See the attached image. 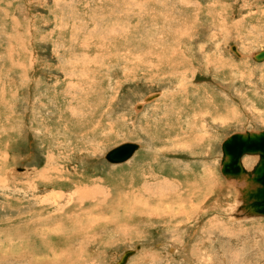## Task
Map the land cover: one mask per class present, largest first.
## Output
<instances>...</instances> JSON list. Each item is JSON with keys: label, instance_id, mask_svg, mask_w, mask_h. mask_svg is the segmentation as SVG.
Here are the masks:
<instances>
[{"label": "rangeland", "instance_id": "obj_1", "mask_svg": "<svg viewBox=\"0 0 264 264\" xmlns=\"http://www.w3.org/2000/svg\"><path fill=\"white\" fill-rule=\"evenodd\" d=\"M164 1L0 0V264H115L128 250L127 264H264V219L231 216L237 192L219 172L225 138L264 130V62L251 59L264 50V0ZM160 7L172 11L154 22ZM178 16L188 38L175 45ZM125 143L140 147L108 163ZM200 180L205 220L150 222L158 201L201 202L189 192ZM97 187L159 213L64 240L53 228L65 199Z\"/></svg>", "mask_w": 264, "mask_h": 264}, {"label": "bare ground", "instance_id": "obj_2", "mask_svg": "<svg viewBox=\"0 0 264 264\" xmlns=\"http://www.w3.org/2000/svg\"><path fill=\"white\" fill-rule=\"evenodd\" d=\"M129 1V0H128ZM166 1V0H165ZM164 1V2H165ZM102 2H105V1H102ZM107 2V1H106ZM133 2V1H132ZM131 2V3H132ZM99 3V2H98ZM117 3V2H116ZM179 3H183L184 5L185 4H187L188 2L186 1V0H180L179 1ZM178 3V4H179ZM111 4V3H110ZM124 4V3H123ZM125 4H126V2H125ZM165 4V3H164ZM163 4V5H164ZM113 5V4H112ZM129 5V4H128ZM141 5V4H140ZM168 5V4H167ZM121 6H122V4H121ZM150 6V5H149ZM157 6V5H156ZM165 6H166V4H165ZM190 4L188 5V6H186L187 7V9H190ZM119 7V6H118ZM130 7V6H129ZM163 7V6H162ZM117 8V7H116ZM120 8V7H119ZM127 8V7H126ZM150 8H152V7H150ZM156 8V7H155ZM102 9V8H101ZM118 9V8H117ZM121 9V8H120ZM145 9V8H144ZM161 9V7L159 8V10H158V8H157V10H155V9H153V11H151L152 13H153V18H152V21H154L155 22V19L157 18L156 16H158V15H161V14H164L165 15V18H167V16H168V13H170L169 12V10L170 11H172L171 9H169L168 8V10H167V8L166 9H163V10H165V11H163V10H160ZM122 10V9H121ZM124 10V9H123ZM127 11V10H126ZM133 11V10H132ZM139 11V10H138ZM149 11V12H150ZM188 12V10H179L178 12H179V14H181V15H183L185 12ZM121 12V11H120ZM128 12V11H127ZM130 12H131V10H130ZM139 12H142L141 10L139 11ZM104 13V12H103ZM117 13V12H116ZM124 13V12H123ZM122 13V14H123ZM183 13V14H182ZM191 13V18H189V20H192L193 18V13H195V12H193V11H191V12H189V14ZM132 14V13H131ZM130 14V15H131ZM142 14V13H141ZM140 15V14H139ZM143 15V14H142ZM156 15V16H155ZM112 17L113 15L112 14H110L108 17ZM117 16V15H116ZM134 16V15H133ZM162 16V15H161ZM122 17V16H121ZM132 17V16H131ZM125 18V17H124ZM140 18V17H139ZM174 18V17H173ZM141 19V18H140ZM149 20V19H148ZM178 20H179V24L181 25V27H179V40H176V38H174L173 40H172V43L173 44H181L182 43V41H185L188 37V33L186 32V28H189L187 25H186V22L187 21H184V19H181V17L180 16H178ZM118 21V20H117ZM122 21V20H121ZM128 21H130V20H128ZM138 21V20H137ZM147 21V20H146ZM145 21V22H146ZM149 22V21H148ZM191 22V26H193V21H190ZM147 23V22H146ZM144 24V23H143ZM151 25V24H150ZM147 26V25H146ZM137 27V26H136ZM150 27V26H149ZM163 28V27H162ZM161 28V29H162ZM166 28V27H165ZM171 28V27H170ZM185 29V30H184ZM140 30V29H139ZM138 30V31H139ZM134 31V30H133ZM147 32L149 31V29L148 30H146ZM135 32V31H134ZM136 33V32H135ZM139 33V32H138ZM159 33V32H158ZM141 35H142V33H141ZM145 36V35H144ZM146 36H147V34H146ZM141 37V36H140ZM163 36H161L160 38H162ZM147 38V37H146ZM149 38V37H148ZM144 41H145V39H143ZM192 40V39H191ZM150 41V40H149ZM166 41V40H165ZM189 42H190V40H188ZM151 42V41H150ZM150 42H148L149 44H150ZM240 42V41H239ZM147 43V42H146ZM154 45V44H153ZM175 45H173V47L175 46ZM148 47V46H147ZM235 47V46H234ZM97 48V47H96ZM155 48V47H154ZM153 48V49H154ZM236 48V47H235ZM100 49V48H99ZM157 50V49H156ZM260 52V51H259ZM113 52H110V51H108V52H105L104 54H102L103 55V57L104 58H107V60H110L111 58H110V55H113L112 54ZM163 51H162V53H161V58H163ZM233 53V52H232ZM256 53H258V52H255V53H253L252 55H251V59L253 60V56L256 54ZM107 54V55H106ZM181 54H183V53H181ZM181 54H179V52H174L172 55H173V57H171V58H178V59H180V60H183V55H181ZM234 54V56H236L237 58H240V57H242V54L241 53H239L238 52V50H237V48H236V54L235 53H233ZM171 55V56H172ZM109 56V57H108ZM118 58V57H117ZM170 58V57H169ZM185 59V58H184ZM101 60V59H100ZM113 60V59H112ZM121 61V60H120ZM254 61V60H253ZM101 62V61H100ZM255 63H262V62H264V60L262 61V62H256V61H254ZM96 68V67H95ZM97 69L99 70V67H97ZM99 72H100V70H99ZM87 77V76H86ZM84 82H87L86 81V79H84V81H83V78H80V80H79V86H80V88H82V86L84 87V91H85V89H87L86 88V86H85V84H84ZM81 91H83V90H81ZM79 93H81V92H79ZM84 93V92H83ZM83 93H81L82 95H83V97H89V94L86 96V95H84ZM156 97H158V94H155V95H153V96H151V97H149V98H147L146 100H145V102L146 103H148V102H151V101H153L154 99H156ZM75 99V97H73L72 98V102H73V100ZM76 100H77V98H76ZM78 101V100H77ZM143 108V107H142ZM69 129H71V128H69ZM245 132H253V133H258V132H260V131H244V132H241V133H245ZM230 136V135H229ZM228 136V137H229ZM226 139V138H225ZM224 139V140H225ZM222 144V143H221ZM139 147H140V145L139 144H137ZM181 145V144H180ZM187 146V145H186ZM139 149V148H138ZM220 150H221V146H220ZM246 156H249V157H257V160H258V156H252V155H245V156H243L242 158H241V165L243 166V168L246 170V171H250L249 169H247L246 167H245V165L243 164V158L244 157H246ZM221 158H222V151H221ZM221 158H220V162H221ZM220 162H219V172H220V174H221V166H220ZM257 162V161H256ZM221 176L230 184V185H232L234 188H235V190H236V192H237V194H236V201H237V207L235 208V210H234V208H233V210H234V212L231 214V216L234 218V219H237V220H243V219H255V218H263L264 219V217H246L245 215H243L240 211H238V208L240 207V205H241V201H240V192H239V190L244 186V183L243 182H238V181H235V180H228V179H226L222 174H221ZM203 177V176H202ZM1 179V178H0ZM201 179V178H200ZM92 180V179H91ZM66 181H68V180H66ZM65 181V182H66ZM93 181V180H92ZM209 182H211V180L209 181ZM213 183V182H212ZM186 185H185V189H187L189 186H188V184L187 183H185ZM204 186H203V185ZM208 184V182H203V180H200L199 182L197 181V182H195L190 188H189V192H195L196 193V195L197 196H199V198H201L202 199V201L200 202V201H198V202H196V204H194V202L193 201H190V205H188V207L185 209L184 207H183V200L182 201H180L179 200V205H178V207H177V209L175 208V209H172L173 207H172V205L174 204V207H175V203L172 201V199H169V200H164L163 202H159L158 200V202H157V207H159V210H162L161 212H160V214H161V216H158V217H156V218H159V217H161L159 220H155V219H153V218H151L153 215H156V214H158V213H154V212H149V211H147V210H143V207L142 206H139V205H136V206H133L132 205V200H131V197H130V199H126V201L125 200H122V199H119V202L118 203H112V202H110V200H108L107 199V197L108 196H110L111 195V193L108 191L107 192V190L105 191V192H107V193H105V195H102L101 193V191H99L100 189L97 187L95 190H93V191H81V192H76V193H74V195H70V196H68V198L67 199H65L66 200V202H64L63 203V215H62V217H63V219H62V221H63V223H61V221H60V223H58V224H56L55 225V228H53L54 230H55V232H58V234L60 233L61 234V237H62V233H63V239L65 240V239H68V240H74V239H77L79 236H82V237H86L88 234H90L92 231H96V229H98V228H105V227H108V226H111V224H113V226H118V223H119V220L118 219H120V220H122V221H124L125 219H127V221H131V220H133L134 219V217L135 216H137V217H141V220H145V218H144V216L145 215H147V217L149 216V218H151V220H150V222H153V221H156V222H159V221H164L165 219H168L169 221H171V224L169 223L168 224V226H172V229H174V228H178V227H180L181 226V221L180 220H178V219H182L183 221L184 220H187V219H190L192 216H193V214L195 213V212H197V211H199L200 212V219H201V221H203V220H205L206 218H207V210L206 209H204L203 207H202V205H203V200H205L206 201V198H207V193L206 194H204V191H203V189L205 188V186ZM69 185H67L66 187H68ZM209 187V186H208ZM213 188V187H212ZM109 190V189H108ZM141 190L144 192V193H146L147 195H149V194H151L152 192L149 190V191H147V189L145 188V186L143 185V186H141ZM164 192V191H163ZM169 192V191H168ZM173 192V191H172ZM188 192V193H189ZM212 192V191H211ZM110 193V194H109ZM165 193H166V191H165ZM71 194H73V193H71ZM159 194V193H158ZM161 195V194H160ZM168 195V194H167ZM150 196V195H149ZM185 196H187V195H185ZM214 196V195H213ZM155 197V196H154ZM192 197V196H191ZM165 198H167V197H165ZM214 198V197H213ZM218 198V197H217ZM105 199V200H104ZM124 199V198H123ZM215 199V198H214ZM63 200V199H62ZM104 200V201H103ZM129 200V201H128ZM64 201V200H63ZM128 201V202H127ZM219 201V200H218ZM95 202H97L96 204H95ZM145 202H148V201H145ZM215 204V203H214ZM85 206H89V207H91L90 209H92L93 208V210H89V211H87L86 210V208H85ZM235 206V205H234ZM59 207H61V206H59ZM120 208L121 209H123L124 211H125V213H123V214H118V212H119V210H120ZM152 208V207H151ZM208 208V207H207ZM152 209H154V208H152ZM151 209V210H152ZM86 210V211H85ZM150 210V211H151ZM154 211V210H153ZM108 214H110V215H108ZM66 216V217H65ZM146 217V218H147ZM59 218V217H58ZM197 218V217H196ZM195 218V219H196ZM53 220V219H52ZM57 221V220H56ZM179 221V222H178ZM188 221V220H187ZM193 221V220H192ZM48 222V221H47ZM175 222H177V223H179V224H176ZM235 222H237V221H235ZM201 224H203V223H201ZM207 224V222H205V225ZM163 226V225H162ZM237 228V227H236ZM120 229V228H119ZM187 229V228H186ZM109 230V229H108ZM114 230H116V231H119V230H117V229H114ZM188 231V230H187ZM95 234V233H94ZM187 234V233H186ZM194 234V233H193ZM96 235V234H95ZM94 235V236H95ZM201 235V234H200ZM199 235V236H200ZM259 235V234H258ZM46 236V235H45ZM39 237H40V235H39ZM194 237V236H193ZM41 238L45 241V239L47 238V237H42L41 236ZM57 238H59V236L57 235ZM57 241H59L58 239H57ZM173 246H175V245H172L171 246V248L173 247ZM178 246V245H177ZM177 246H175L174 248L176 249L177 248ZM170 248V249H171ZM181 248H182V246H181ZM204 248V247H203ZM81 249V248H80ZM175 249H174V252H175ZM184 249H186V248H184ZM75 251V250H74ZM80 251V250H79ZM131 251H133L134 252V254H135V250H131ZM184 251V250H183ZM193 251V250H192ZM177 252V251H176ZM186 253V252H185ZM188 253V252H187ZM133 254V255H134ZM180 254V253H179ZM184 254V253H183ZM63 255H66V254H64L63 253ZM132 255V256H133ZM172 255H173V253H172ZM131 256V257H132ZM184 256V255H183ZM130 258V257H129ZM186 258H188L187 256H186ZM59 259V258H58ZM57 259V260H58ZM180 259V258H179ZM129 260V259H128ZM127 260V261H128ZM187 260V259H186ZM68 261V260H67ZM154 262V261H153ZM247 262H248V260H247ZM176 263V262H175ZM221 262H219L218 264H220ZM127 264V263H126Z\"/></svg>", "mask_w": 264, "mask_h": 264}, {"label": "water", "instance_id": "obj_3", "mask_svg": "<svg viewBox=\"0 0 264 264\" xmlns=\"http://www.w3.org/2000/svg\"><path fill=\"white\" fill-rule=\"evenodd\" d=\"M236 54V48L230 47ZM256 62L264 60V50L253 56ZM135 143H125L108 151L105 160L110 164H122L128 161L138 150ZM221 174L228 180L243 182L239 190L241 205L238 208L246 217H264V130L258 133H233L221 144ZM245 155L258 156L250 171L241 165ZM133 251H125L115 264H126Z\"/></svg>", "mask_w": 264, "mask_h": 264}]
</instances>
